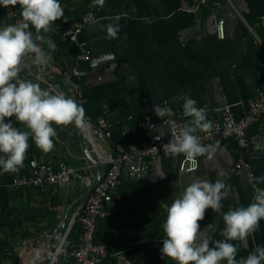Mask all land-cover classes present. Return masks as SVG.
Segmentation results:
<instances>
[{
  "label": "crops",
  "instance_id": "crops-1",
  "mask_svg": "<svg viewBox=\"0 0 264 264\" xmlns=\"http://www.w3.org/2000/svg\"><path fill=\"white\" fill-rule=\"evenodd\" d=\"M59 2L69 18L91 7L96 10L98 19L80 37L84 47L90 49L88 58L80 63L86 71L81 79L82 106L85 114L93 118L105 116L117 123V129L126 131L128 139L144 141L146 128L139 123L146 114L155 115L153 105L163 107L167 102L174 117L184 124L190 118L183 116V101L176 98L186 94L197 102L198 108L206 110L212 122L220 115L215 109L225 103H232L235 114L241 116L247 101L264 87V0H105L103 8L94 7L93 0ZM20 11L19 5L0 6L1 22L4 26L17 23L22 19ZM115 16H120V31L117 38L108 39L105 25L110 22L108 18ZM220 19L224 20L222 32L218 28ZM41 34L51 38L57 48L45 64L26 58L20 76L42 88L49 83L48 88L55 89V83L50 81L64 80L63 69L71 70L76 63L75 54L55 24L50 32ZM37 43L45 52L49 51L46 43ZM68 90L65 81V92ZM9 122L26 130L15 117ZM53 127L57 129L53 150L44 153L35 146L34 157L63 160L77 167L85 162L90 151L96 161L82 173L92 183L97 181L107 165L100 161L88 139L73 134V125ZM160 130L167 133L165 128ZM249 136L252 151L262 155L251 169L256 177H261L264 131L254 125ZM101 145L111 151L109 142L102 141ZM181 156L162 153L141 178L125 173L119 195L110 204V215L97 225L96 238L104 241L108 250L105 261L117 262V257L123 255L145 259L147 264H174L161 259L160 254L165 238L163 204H171L196 179L225 184L221 211L207 210L200 222L203 236L212 241L223 239L224 213L252 202L254 187L247 170L241 174L229 170L236 159L231 148H220L210 160L207 156L198 157V167L183 173L179 170ZM158 172L165 176L156 175ZM259 188H264V182L259 183ZM90 189L86 181L74 179L58 190L29 187L17 191L10 202L12 216L19 214L23 222L15 227V238L23 230L52 231V235L62 232ZM9 234L8 226H0V237ZM22 242L14 240L20 263L40 264L41 253L45 256L48 250L32 252L31 257V249L36 248L22 247ZM231 243L238 248V260L247 257L256 246H264V220L245 241ZM0 264H14L1 246Z\"/></svg>",
  "mask_w": 264,
  "mask_h": 264
},
{
  "label": "clouds",
  "instance_id": "clouds-1",
  "mask_svg": "<svg viewBox=\"0 0 264 264\" xmlns=\"http://www.w3.org/2000/svg\"><path fill=\"white\" fill-rule=\"evenodd\" d=\"M19 5L21 20L0 27V169L4 173H17L24 167L29 140L44 153L54 148L57 129L53 127L84 125L85 109L63 91L42 88L39 83L21 78L20 72L26 58L45 64L57 45L41 33L51 31V26L64 18L59 0H0V6L15 8ZM105 0H93V6L103 8ZM105 25L108 39H115L120 31V16L108 18ZM34 29V32L32 31ZM47 44L45 52L39 43ZM183 101V116L190 118L172 134L163 145L172 157L183 154L188 160L207 156L210 160L220 149L219 144L205 145L198 132H209L213 124L204 108L188 95L176 98ZM154 113L166 124L165 117L175 115L167 106L153 105ZM16 121L26 130L9 122ZM160 177L165 175L156 173ZM264 182V176L254 178ZM225 184L196 179L185 187L171 204L164 203L166 219L162 224L164 237L160 249L161 259L174 264H264V246H256L247 257L237 259L238 248L231 241H245L260 227L264 220V188H255L253 200L247 206L230 209L223 214L222 240L212 241L203 236L201 224L207 210L220 212Z\"/></svg>",
  "mask_w": 264,
  "mask_h": 264
},
{
  "label": "built area",
  "instance_id": "built-area-1",
  "mask_svg": "<svg viewBox=\"0 0 264 264\" xmlns=\"http://www.w3.org/2000/svg\"><path fill=\"white\" fill-rule=\"evenodd\" d=\"M201 1L206 2L207 0ZM97 19V12L91 7L80 15L72 16L65 29H62L61 25H55L56 29L61 31L65 41L80 48V52L75 55V65L71 70L63 69V74L64 81L69 85V92L64 91V93L81 105L83 103L81 79L86 71L81 68L80 63L88 58L90 49L84 47L85 42L80 37L85 28ZM262 22L264 23V17ZM223 24L224 20L220 19L219 32L223 31ZM54 88L59 91L58 88ZM215 110L220 115L212 121V129L207 133L198 132L197 135L205 145L218 143L220 148H231L236 154V159L229 168L230 172L241 174L243 170H247L255 193V188L259 187V183L254 179L256 173L251 169V165L254 161L261 159L262 155L252 151L249 130L257 125L260 131H264V87L259 88L256 94L247 101L246 109L241 116L235 114L232 103H225ZM164 120L168 123L164 124L161 118L152 113L146 114L139 123L146 128V138L139 143L128 139L127 132L118 130L117 123L105 116L93 118L85 114L84 125L81 127L84 136L92 145L100 161L107 165L105 172L97 181L92 183L82 173L83 169L90 168L96 161L92 153L88 151L85 162L77 167L63 160H41L33 157L29 161L27 172L14 176L5 183L0 176V187L6 185L16 191L29 187L58 190L61 186L70 184L74 179L86 181L93 190L70 218L67 235L63 241L61 261L68 264H103L108 250L106 243L96 238L98 221L110 215V204L119 195L125 173L135 178L144 177L150 171L155 159L164 153L163 145L168 143L172 134L183 125V122L174 116L165 117ZM161 127L167 130L166 134L161 132ZM102 141L110 143V152L102 147ZM181 155L180 172H188L198 167V157L193 161ZM76 222L81 230L77 241L72 242L68 236ZM117 264H147V261L119 255Z\"/></svg>",
  "mask_w": 264,
  "mask_h": 264
},
{
  "label": "trees",
  "instance_id": "trees-1",
  "mask_svg": "<svg viewBox=\"0 0 264 264\" xmlns=\"http://www.w3.org/2000/svg\"><path fill=\"white\" fill-rule=\"evenodd\" d=\"M70 22V18L68 17L67 13H64V18L61 20L56 21L53 24L61 25L62 29H65V27ZM69 44L70 51L77 55L80 52V48L75 45L71 44L67 41ZM20 130H24L22 128H19ZM29 150L26 155V159L24 161V167L18 171L17 173H4L2 169H0V176H2V179L5 182L11 180L14 176L20 175L24 172H27L29 170V161L34 157V147L35 144L29 140ZM17 195L16 190H11L6 185H3L0 187V226H8L10 229V234L6 237H0V246L5 251L6 255H8L10 258L13 259L14 264H21L18 255L15 252L14 249V238H15V227L17 225L21 226L23 222V218L17 214L15 216H12V209H11V199ZM26 218L29 216L25 215ZM80 226L76 222L68 236V239L72 242H76L78 239V236L80 234ZM59 264H68L67 262L61 261ZM103 264H117L116 261H105Z\"/></svg>",
  "mask_w": 264,
  "mask_h": 264
},
{
  "label": "rangeland",
  "instance_id": "rangeland-1",
  "mask_svg": "<svg viewBox=\"0 0 264 264\" xmlns=\"http://www.w3.org/2000/svg\"><path fill=\"white\" fill-rule=\"evenodd\" d=\"M1 17L2 16L0 15V27L4 26V24L1 22L2 21ZM18 239L23 240V242L21 243L22 247L36 248L34 250L31 249L30 255L32 257L33 256L32 252L41 253L42 250L50 251L55 242L57 243L61 242V240L63 239V233L58 232L52 235V231L44 232L43 230L38 229L34 233H29L28 231L23 230V232H20V235L17 238H15V240ZM44 257L45 256L41 253V257H39L40 262L43 261ZM61 259H62V253L58 255L54 264H57L59 261H61Z\"/></svg>",
  "mask_w": 264,
  "mask_h": 264
},
{
  "label": "water",
  "instance_id": "water-1",
  "mask_svg": "<svg viewBox=\"0 0 264 264\" xmlns=\"http://www.w3.org/2000/svg\"><path fill=\"white\" fill-rule=\"evenodd\" d=\"M50 83H55V87L58 88L59 91H63V92L65 91V81L63 79H60L57 81H50ZM44 86H45V88H48L49 83H45ZM73 128H74L73 134L78 133L81 139H83L85 137L82 128H77L74 125H73ZM92 190H93V188H91L89 190L88 195L91 193ZM68 226L69 225H67L66 228L63 227V229H62L63 238H65L67 235ZM57 244H58L57 242L54 243L51 250L48 251V253L45 255L44 260L40 264H54L55 257L53 256V252H54Z\"/></svg>",
  "mask_w": 264,
  "mask_h": 264
},
{
  "label": "bare ground",
  "instance_id": "bare-ground-1",
  "mask_svg": "<svg viewBox=\"0 0 264 264\" xmlns=\"http://www.w3.org/2000/svg\"><path fill=\"white\" fill-rule=\"evenodd\" d=\"M63 241H64V238L61 240V242H59L57 245H56V248L53 252V256L55 257V259H57L58 255L61 253L62 251V247H63Z\"/></svg>",
  "mask_w": 264,
  "mask_h": 264
}]
</instances>
